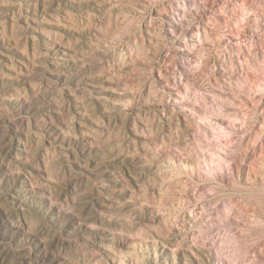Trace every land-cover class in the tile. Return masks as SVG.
Returning <instances> with one entry per match:
<instances>
[{"label":"clouds","instance_id":"1","mask_svg":"<svg viewBox=\"0 0 264 264\" xmlns=\"http://www.w3.org/2000/svg\"><path fill=\"white\" fill-rule=\"evenodd\" d=\"M0 264H264V0H0Z\"/></svg>","mask_w":264,"mask_h":264},{"label":"rangeland","instance_id":"2","mask_svg":"<svg viewBox=\"0 0 264 264\" xmlns=\"http://www.w3.org/2000/svg\"><path fill=\"white\" fill-rule=\"evenodd\" d=\"M7 225H8L7 219L4 217H0V230L4 232L5 237H7L8 235Z\"/></svg>","mask_w":264,"mask_h":264}]
</instances>
